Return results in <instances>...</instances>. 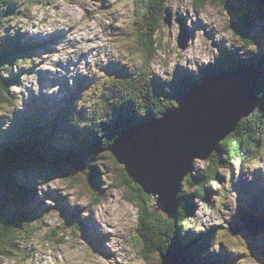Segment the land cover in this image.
Returning a JSON list of instances; mask_svg holds the SVG:
<instances>
[{
    "label": "rangeland",
    "instance_id": "374dc122",
    "mask_svg": "<svg viewBox=\"0 0 264 264\" xmlns=\"http://www.w3.org/2000/svg\"><path fill=\"white\" fill-rule=\"evenodd\" d=\"M202 1L206 2L203 7H199L194 0H166V7L160 8L156 19L153 16L157 10V6H153L154 0L13 2L10 12L13 15L3 16L0 32L9 52L16 59L12 62L13 82L10 87L16 95L14 101L17 107L0 108V136L11 123L25 117V109L38 119V127L51 130L50 139L54 133L58 143L54 144L56 147L61 145V141L63 147L60 148L66 149L65 141L69 142L71 138L68 126L73 120L81 119L97 130L99 114L94 110L105 100L102 93H89V85L93 84L91 79L106 74L111 66L123 67L129 75H144L149 81L165 80L169 86L173 82L185 81L192 74L195 82L185 90L186 93L205 80L202 75L209 68L214 69L213 73H218L214 72L215 67H224L221 70L224 73L230 71L233 64L264 72V20L260 15L263 8L249 4L250 0H235L236 6L227 7L226 11L224 6L230 5L232 0H225L224 6L214 0ZM148 6H151L150 10L146 8ZM242 7L250 11L252 33L248 34V41L253 44L243 42L232 28L238 22L234 13ZM164 17H169L170 24L165 23ZM156 27L158 32L154 31ZM143 33L151 36L156 49L152 61L147 64L139 51V38ZM179 37L187 40L183 48L178 46ZM143 40L146 43L148 38L143 36ZM38 43L45 48L32 50L31 46ZM20 46L26 47L25 54L14 52L20 50ZM222 57L226 58V64L217 65L222 62ZM147 83L149 89L150 82ZM173 85L170 86L171 90L175 88ZM40 105L44 106L40 109ZM38 110H44L47 115L38 116ZM256 120L257 123L261 122L259 117ZM244 121L239 122L237 131ZM245 124L248 125V122ZM74 126L77 136L85 132L83 123H74ZM115 133L119 136L123 132ZM229 136L221 145L225 146L226 142L232 145L238 143V132ZM116 141L117 138L114 143ZM257 146L258 151L254 154L250 152L249 158H240L243 162L240 163V171L238 165L230 167L222 164L226 169L218 168L217 181L207 182L205 186L208 198L205 196L204 201L199 199L197 192L199 182L192 187L187 182L189 175L196 179L197 175L207 171V166L212 164L208 160L218 158L217 150L206 161H193L192 172L184 177L180 187V191H184L195 205L192 222L205 226L207 230L213 225L218 231L229 230L228 223L234 219L232 215L236 213L239 199L246 197L248 204L258 196L264 200V135L259 136ZM249 147L252 151V144ZM27 152L40 151L31 148ZM109 155L108 152L97 154V171H88V166L77 170L64 162L53 168L52 161H47L37 164L36 172L13 174L14 178L35 188L32 202L22 209L36 216L31 220L29 232L13 243L9 248L10 254L7 258H0V264H158V256L153 253L146 255L136 240L138 207L132 193L119 178L123 167L113 163ZM252 156L257 157L253 163ZM230 175L233 182L239 177L242 180V197L229 181ZM250 178L255 179L256 192L249 187ZM94 184L100 185V192L93 189ZM223 189L226 190L224 200L220 199ZM8 191L12 192L13 189L4 174H0V193L3 192L7 203L10 200ZM152 199V204H156V198ZM218 199L221 204H218ZM16 207H0V219L13 216ZM251 209L248 215L256 214ZM156 211L163 214L159 209ZM248 215L241 216V219ZM72 216L77 221L71 219ZM95 237L103 241L98 244L92 242L96 245L92 248L88 240L93 238L98 241ZM229 237L232 236L229 234ZM204 240L208 242L207 238ZM212 241L216 246L213 245L209 252L210 245L206 244L202 256L207 264L214 263L212 259L216 257L217 263L221 259L226 262V252L229 256H235L242 247L239 239L228 238L227 244L225 239ZM246 255L249 256L243 252V255L237 256V262ZM246 264L260 262L250 257Z\"/></svg>",
    "mask_w": 264,
    "mask_h": 264
},
{
    "label": "trees",
    "instance_id": "16d2710c",
    "mask_svg": "<svg viewBox=\"0 0 264 264\" xmlns=\"http://www.w3.org/2000/svg\"><path fill=\"white\" fill-rule=\"evenodd\" d=\"M17 1L19 0H0V28L3 24V16L7 17L13 15L10 13L13 10L12 4ZM194 1L199 7H203L206 4V2H203L202 0ZM214 1L217 3L220 2L224 6L223 2H225V0ZM165 2L166 0H154L153 6H157L158 10H156L153 15L155 16L154 19L158 17V12L160 8L163 9ZM232 3L233 7H235V3L237 2L232 0ZM151 6L146 8L150 10ZM224 9L227 11L226 6H224ZM240 10L241 9H238L234 13L238 18V22L232 28L236 34L240 35V38L243 41H247L248 34L252 31L251 19L246 12H238ZM248 13H250V11H248ZM15 17H17V15ZM154 31L158 32V28L156 27ZM143 36L148 38L146 43H144ZM151 40L152 38L148 33L140 34L139 51L146 64L152 61V56L156 51ZM19 49L20 50H14V52L20 51L25 54V46H20ZM228 59H230V57H228L227 60ZM14 60H16L15 56L9 52L8 45L2 40L0 32V108L3 106L17 107V103L14 101L16 95L12 93V88L10 87L13 82V76L11 73L12 62ZM224 63L226 64V61L222 60V62L217 65L224 66ZM231 65L235 66L233 64ZM222 68L224 67H215L214 72H219L220 70H223ZM211 72H213V69L212 71H204L203 75L208 76ZM112 76H108L104 79L98 91V94H103L105 103L99 105L98 109H95L98 111L96 114H99L97 130L91 127L87 122L81 121V119H79V121L73 120L72 123H76L77 125L83 123L86 125V128L83 134L77 136V130L74 129L75 126L71 125L69 130L71 138L69 139V142L65 141L66 144H64L66 145V149L60 148L63 147L61 141H59L61 144L59 147L54 145H58L55 141L54 133L53 137L50 139L49 135L51 130L46 129L43 126L38 127V119L27 109L24 110L25 117L22 116L17 119L16 122L13 120L14 123L9 125V129L1 133L0 174H4L5 178H7L9 186L13 189V193L12 196L9 197L10 200L8 203L6 198H3L5 197L3 192L0 193V207H9V205H17V207L13 216L8 217L7 215L0 219V258L8 257V254H10L9 248L13 246V243L19 239L21 235L29 232L30 224L32 223L31 220L36 216L34 215L33 217L31 214H27L26 210L22 209L23 206L32 202L35 196V188L12 176L15 174V171H25L29 173L36 172L37 164L45 163L43 160L44 158L42 159V157L33 154H26L27 151L33 148L39 150L41 153H57L63 158H68L80 169L88 166V171H97L95 163L96 156L99 152H108V149L118 137L115 133L116 131H120L119 134H121L122 132L124 133V131L131 129L132 126H136L142 122L160 119L166 115L168 111L170 112L177 107L178 100L183 95V93H179L178 95L174 94L176 86L181 87V85H184L189 88L193 85V76H191L190 78H186L185 81L180 80L173 82L174 85L171 83L170 85H173L175 88L170 91L165 90L162 92L160 88H155L158 87V81L155 79L149 81L141 74L129 75L127 70L122 69L115 71ZM147 82H150L151 87L149 86V89H147ZM257 87L259 98H257V106L255 107L254 112L244 119V125L241 124L242 127H239L238 131L236 128V131L234 132V134L238 132V135H240L239 139H237L238 143L232 145L231 142H226L224 143L225 146L220 143L218 151L216 152L218 158L215 160H208L212 164L207 166V171H205L206 174L203 172L200 179L198 176L194 179L189 175L187 184H189L190 187L199 182V189L197 188L199 198H204L205 196L208 198V190L205 186L207 182L212 183L217 181L218 168L222 164L230 167L240 165V163L243 164L240 158H249L250 152L254 154L258 151L259 146L256 147V142L259 141V136L263 137L264 135V96H261L264 94V75L258 82ZM255 112L257 113L256 116ZM103 113L104 115L102 116ZM256 117L261 119L260 123L256 122ZM247 122L248 125L245 124ZM250 144H252V151L249 149ZM222 154L225 155L223 158H221ZM109 156V159L117 164L115 159L111 155ZM256 159L257 157L254 158L252 156L251 162H255ZM51 167L57 168V166L53 164H51ZM220 168L226 169L225 166H221ZM119 178L123 183L122 185L128 187L129 191L132 193L138 207L136 240L143 247L142 251H144L146 255L152 253L157 255L159 259L158 264H200V261L192 262V260H199L198 256L202 258L206 244L210 245L209 252L214 248V244L213 242H210L211 240H209L210 243L206 240L205 242L202 241L203 235L200 233L198 235L201 238V243L197 244V250L195 248L194 250L187 249L186 230L184 229L189 230V226L193 228L195 226L190 219L194 206L191 204L189 196L185 194L184 191H180L177 196L178 212L176 213V217L175 219L168 220L163 214L157 213L156 209L158 210V207L155 204H152V197L146 195L138 185L129 179L123 168L120 169ZM205 178L207 180H204ZM229 181L231 182L230 178ZM92 187L97 193L100 192L99 184H94ZM225 193V189L220 192V199L223 198L224 200ZM71 219L77 221L74 216H72ZM195 232L197 234V231ZM213 235L214 234L208 235L207 239L210 237L213 240ZM216 235L224 234L219 232ZM95 239H98V241L93 238L89 241L91 243L92 241L99 243L103 241V239L101 240L99 237H95ZM229 239L232 240L238 238L229 237ZM234 260L229 259L227 264L234 263ZM212 261L214 262L213 264H217L215 260L212 259Z\"/></svg>",
    "mask_w": 264,
    "mask_h": 264
},
{
    "label": "water",
    "instance_id": "95a60500",
    "mask_svg": "<svg viewBox=\"0 0 264 264\" xmlns=\"http://www.w3.org/2000/svg\"><path fill=\"white\" fill-rule=\"evenodd\" d=\"M164 20L170 24L169 17ZM185 41L178 38L179 48ZM261 77L252 69H234L212 76L182 95L176 109L126 130L108 149L129 179L146 195L156 198V206L166 219L176 217L180 186L192 172L193 161L208 160L219 144L234 134L239 122L254 112ZM38 111V116L47 115L44 110ZM31 154L54 165L64 162L79 169L57 153Z\"/></svg>",
    "mask_w": 264,
    "mask_h": 264
},
{
    "label": "bare ground",
    "instance_id": "6f19581e",
    "mask_svg": "<svg viewBox=\"0 0 264 264\" xmlns=\"http://www.w3.org/2000/svg\"><path fill=\"white\" fill-rule=\"evenodd\" d=\"M228 61H230L229 59H228ZM221 68V67H220ZM214 70V69H213ZM210 73V72H209ZM183 80V79H182ZM157 81V80H156ZM159 82V81H158ZM195 81H192V83H194ZM258 84V83H257ZM194 85V84H193ZM166 86H167V82L165 81V80H163V81H160L159 82V84H158V87H155V88H160L161 89V91L162 92H164L165 90H166ZM181 87H185L184 85H181ZM198 87V86H197ZM186 88H188V87H186ZM194 88V87H193ZM16 97V96H15ZM18 97V96H17ZM20 98V97H19ZM17 105V104H16ZM176 109V108H175ZM169 112V111H168ZM75 117H77V116H75ZM141 124V123H140ZM134 127H136V126H132L131 128H134ZM126 130V129H125ZM24 156V155H23ZM198 176V178L200 179V177H201V175L199 174V175H197ZM186 177V176H185ZM182 186V185H181ZM180 186V187H181ZM1 195V194H0ZM205 198V197H204ZM204 198H199L201 201H204ZM190 200V199H189ZM192 204V203H191ZM193 205V204H192ZM194 207H195V205H193ZM195 231H199L200 233H205V230H202V229H197V230H195V228H193V227H190L189 228V230L186 232V240H187V249L188 250H194V248L197 250V244H199V243H201V238H200V236L198 235V232H197V234H196V232ZM212 234H214V232H212ZM204 236V235H203ZM209 240H211L210 242H213L212 241V238H210L209 237V239H208V242H209ZM209 242V243H210ZM95 243V242H94ZM214 244V243H213ZM214 246H216L215 244H214ZM198 258H199V260L198 259H195V260H192V262H198V261H200V264H207V263H204L203 262V260H202V258L201 257H199L198 256ZM211 258H212V256H211ZM215 259V261H217V257L216 258H214ZM210 264H213V263H210Z\"/></svg>",
    "mask_w": 264,
    "mask_h": 264
}]
</instances>
